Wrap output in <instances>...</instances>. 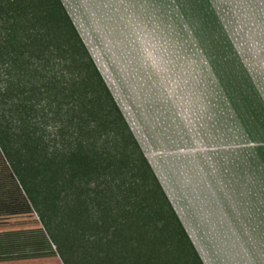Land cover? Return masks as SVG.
<instances>
[{"label": "trees", "instance_id": "obj_1", "mask_svg": "<svg viewBox=\"0 0 264 264\" xmlns=\"http://www.w3.org/2000/svg\"><path fill=\"white\" fill-rule=\"evenodd\" d=\"M0 176V264H205L63 0H0Z\"/></svg>", "mask_w": 264, "mask_h": 264}, {"label": "rangeland", "instance_id": "obj_2", "mask_svg": "<svg viewBox=\"0 0 264 264\" xmlns=\"http://www.w3.org/2000/svg\"><path fill=\"white\" fill-rule=\"evenodd\" d=\"M187 1L64 0L207 263L252 264L246 245L264 219V0H217L243 4L249 24L216 34L182 17ZM232 41L246 48L209 43ZM15 182L0 176V199ZM52 225L73 264V243Z\"/></svg>", "mask_w": 264, "mask_h": 264}, {"label": "crops", "instance_id": "obj_3", "mask_svg": "<svg viewBox=\"0 0 264 264\" xmlns=\"http://www.w3.org/2000/svg\"><path fill=\"white\" fill-rule=\"evenodd\" d=\"M246 1L247 0H242V3L245 4ZM243 4L232 7V8H226L225 5L222 6V4L217 2V0H198L196 4H194L190 0H188L186 3L184 2L183 6H182V9H183L182 17L185 18V20H187L189 24L197 27L198 32H200V28H202V27L203 28L204 27H208V28L210 27L208 32L216 34L217 32L220 33L221 27H224L226 29L225 31L227 33H229L230 30L227 28L229 25H234L236 27V26L243 25L242 23H244L245 25L249 24L247 22H242V21L246 20V17L248 16L247 12H241V11L238 12L239 8L241 9L244 6ZM239 19H242V20H239ZM74 21H75V19H74ZM75 23H76V21H75ZM76 25H77V23H76ZM77 27L79 28L78 25H77ZM79 30H80V28H79ZM80 32H81V30H80ZM81 34H82V32H81ZM82 36H83V34H82ZM83 38H84V36H83ZM86 43H87V41H86ZM209 43L221 44L218 46L211 45L212 47H215V48L216 47L225 48V49H228V48H234V49L246 48L243 45L244 43L237 42V41L209 42ZM186 47H188V46H183V45L176 46V48H186ZM259 220L260 221H258L257 223L252 224L255 226L254 234H253V240L249 244L247 243V245H246L247 246L246 250L252 255V264H264V219H259ZM195 245H196V243H195ZM199 252H200L205 264H208L207 261L205 260V258L203 257L200 250H199Z\"/></svg>", "mask_w": 264, "mask_h": 264}]
</instances>
